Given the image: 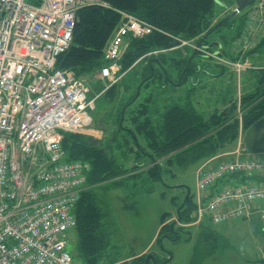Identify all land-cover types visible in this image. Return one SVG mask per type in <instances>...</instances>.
Returning a JSON list of instances; mask_svg holds the SVG:
<instances>
[{"label":"built area","instance_id":"obj_1","mask_svg":"<svg viewBox=\"0 0 264 264\" xmlns=\"http://www.w3.org/2000/svg\"><path fill=\"white\" fill-rule=\"evenodd\" d=\"M35 1L0 0V264H76L67 250L68 236L77 226L75 211L91 165L65 161L63 133L97 138L96 132H102L93 128L95 100L89 99L87 83L71 70L58 69L57 60L72 44L78 11L102 4ZM237 14L245 16V25L230 52L242 57L264 40V0ZM121 16L105 49L107 64L95 77L104 83L103 92L122 78L119 62L127 38L162 33L135 16ZM175 40L180 44L176 49L192 48L238 71L246 65L212 55L193 41ZM234 173L264 175V157L240 149L214 168L201 165L195 226L208 221L220 227L248 218L251 205L264 201V185L209 193Z\"/></svg>","mask_w":264,"mask_h":264},{"label":"trees","instance_id":"obj_2","mask_svg":"<svg viewBox=\"0 0 264 264\" xmlns=\"http://www.w3.org/2000/svg\"><path fill=\"white\" fill-rule=\"evenodd\" d=\"M28 1L38 3L35 0ZM97 1L102 5H89L78 11L72 44L66 53L58 58L57 68L73 71L78 79H83L87 84L88 80L94 78L92 82L96 86L99 85L98 92L104 89V83L95 76L107 64L104 60L105 49L122 22L121 13L135 16L153 25L162 33L154 32L144 38L128 37L126 53L119 62L122 74L135 72L141 64H146L141 74L142 78H139L140 87L135 88V96L133 95L124 103L121 102L123 106L116 107L115 122L106 126L107 129L104 130L105 133L109 131L113 133L111 134L114 136V141L118 138L116 133L120 131L125 133L123 144L127 147V155H135L131 168L125 169L119 166L107 154L104 147L107 140L97 141L82 134L63 133L62 147L65 152V161L87 162L91 165L86 189L75 211L77 226L72 232V237L77 240V253L70 255L73 261L80 260L82 264H105L103 251L108 246L109 233L105 222L106 214L101 209L94 191L96 186L121 177L123 180L114 181L115 185L123 186L131 181H142L151 183L153 186L161 182L164 175H169L173 167L185 168L197 162L209 163L207 160L216 157L229 145L236 143L243 131L264 117V94H256L253 91L244 93L240 104L229 101L230 103L228 102L225 106L229 111L226 116H222L220 110L205 116L188 101L169 107L163 114L161 123H154L150 113L151 98L146 99V103L136 104L140 97L139 91L148 86L157 76L167 77L168 81H172L173 73L181 79L180 84H183L193 73L204 72V68L194 64L195 60L199 65L207 67L219 65L214 58H208L193 49H176L180 44L175 39L193 41L196 45L205 47L211 45L206 41L207 35L216 33L215 38L218 37L224 43L231 45L243 32L245 16H240L239 26L234 25L235 17L225 21L228 17L225 16L218 20L220 12L217 11L219 5L216 0ZM220 21H222L221 24H219ZM226 30L231 31L230 35L225 33ZM212 38L213 36L208 39ZM221 46V49L214 47L216 49L211 48L207 52L215 53L216 50L221 57L238 61L239 56H234L230 52L231 47L223 50L222 43ZM262 50L264 51V40L254 50L246 53L242 61ZM174 53H179V56L174 57ZM118 87L119 83L106 91V94L116 95ZM137 91L138 96H136ZM89 99H91L90 96ZM238 109H242L240 117L236 116ZM254 156L264 157L263 154L251 155V157ZM229 159L232 157L216 166ZM236 185L254 187L264 185V175L234 173L220 180L209 193L217 194L222 189ZM196 210L194 196L185 201L182 199L177 208L175 221L168 222L171 214H164L161 217L162 227L158 242H160L159 238L162 236L165 238V235H170L176 240L180 238L177 230H187L189 238L194 240L197 255L201 259L210 255L212 253L210 244L212 242L213 246L216 242L214 239L217 236L220 237L219 229H217L220 227L208 221L195 226ZM68 241L70 243L71 236H68ZM202 252L206 256L202 255ZM146 256L135 258L131 262L123 260L122 263L117 264H145ZM156 263L163 264L165 261L161 262L156 257Z\"/></svg>","mask_w":264,"mask_h":264},{"label":"rangeland","instance_id":"obj_3","mask_svg":"<svg viewBox=\"0 0 264 264\" xmlns=\"http://www.w3.org/2000/svg\"><path fill=\"white\" fill-rule=\"evenodd\" d=\"M221 1L223 6H217V11L220 12L218 20L228 16L229 10L234 6V0ZM240 21L241 17L235 16L234 25L239 26ZM225 33L230 35L231 31L226 30ZM215 35L217 34H212V39ZM216 40L223 44V50L232 46L218 37ZM211 42L213 41L209 44ZM215 53H217L216 50ZM173 56L178 57L179 53H174ZM258 56L261 59L255 60L254 55L251 61L255 60L253 64L260 67L259 71H250L247 74L245 73L250 64L244 63L243 58H238V61H233L231 58L224 59L235 64H246L240 71L225 62L226 67L222 65L224 64L222 62V64L219 62L218 66L214 64L212 67H207L199 65L195 60L194 64L204 68V72L193 73L183 84H180L181 79L173 73L172 81H168L167 77L157 76L148 86L143 87L142 91H139L140 97L136 104L146 103V99L151 98L150 113L154 123H161L162 116L169 107L188 101L205 116H210L216 110L222 113L226 110L229 114L228 108L225 107L229 101L240 104V99L248 91L264 94V51L259 52ZM145 65V63L141 64L135 72L119 73L123 79L119 82L116 95L111 93L98 95L102 91L98 92L99 85L96 86L92 82L94 78L88 80V87L91 90L89 96L95 100L96 108L92 113L93 125L103 124L104 132L107 129L106 126L115 122L116 107L123 106L121 102H126L134 95L135 88L140 87L139 78H142L141 74ZM139 92L137 91L136 96ZM238 110L236 116L240 117L242 109ZM260 126L255 128L257 133H260L258 131ZM93 128L96 131V127ZM107 133L109 137H106L105 132L103 137L98 136L97 132V138L90 137L97 141L107 140V144H104L107 154L119 166L125 169L131 168L135 155H127V147L123 144L125 133L122 131L116 133L118 138L115 141L113 133L110 131ZM203 163L197 162L185 168L173 167L169 175H164L163 180L153 186L151 183L142 181H131L123 186L115 185L114 181L123 180L121 177L94 188L97 201L106 214L105 222L109 233L108 246L103 251L105 264L122 263L123 260L137 256L145 249H148L149 253H155L161 262L165 261L163 264H253L262 260L264 257V201L253 204L251 219L221 226L220 237L217 236L214 239L216 242L213 246L212 242L210 244L212 253L205 257L206 255L202 252V255H205L203 259L197 255L194 240L189 238L187 230H177L180 238H176L175 241L162 236L158 242L162 227L161 217L169 213L171 217L168 222L176 220L177 208L184 197V192L179 186L185 184L191 188L193 194H196V173ZM209 229L212 230L211 227ZM69 236L71 241L67 250L69 254L75 255L77 240L72 237V233ZM74 262L82 264L80 260Z\"/></svg>","mask_w":264,"mask_h":264},{"label":"crops","instance_id":"obj_4","mask_svg":"<svg viewBox=\"0 0 264 264\" xmlns=\"http://www.w3.org/2000/svg\"><path fill=\"white\" fill-rule=\"evenodd\" d=\"M263 51V50H262ZM261 51V52H262ZM255 60L257 59H261L258 56V53L256 52L255 54ZM254 55L250 58H247L245 60V62H247L248 64H250L251 67H249L247 70V72L245 74H247L250 71H254V70H259L260 67H258L257 65L253 64V62L255 61H251V58L254 57ZM243 57V56H242ZM244 60V57L243 59ZM213 63V62H211ZM262 69V68H261ZM102 125V124H101ZM101 125L96 126L99 130L103 131V128L101 127ZM259 125H261L258 128V131L260 133H257V131L255 130L256 127H258ZM98 130V132H100ZM262 133H264V117L258 121L255 125H253L252 127H250L249 129L243 131L239 137V139L236 141V143L229 145L223 152H221L219 155H217L216 157L207 160V162H209L211 167L216 166L218 163L226 160L227 158L233 157L235 156V154L240 150V149H245V153L248 154L249 156L251 155H258V154H263L264 155V137H262ZM104 134V132H103ZM108 133H106V137H109V135H107ZM100 136V134H98ZM102 136V135H101ZM103 137V136H102ZM206 162V161H205ZM251 212H250V216L248 219H251ZM247 219V220H248ZM241 222V221H240ZM219 230H221V228H217ZM218 230V231H219ZM220 232V231H219ZM149 253L148 249H145L143 252H141L139 255H137L138 257H141L143 255H147ZM137 256H132L129 257L128 259H125V261L127 262H131L133 259L138 258ZM253 264H264V257L262 258V260H258Z\"/></svg>","mask_w":264,"mask_h":264},{"label":"water","instance_id":"obj_5","mask_svg":"<svg viewBox=\"0 0 264 264\" xmlns=\"http://www.w3.org/2000/svg\"><path fill=\"white\" fill-rule=\"evenodd\" d=\"M256 0H234V5L237 7V11H234L233 13H231L226 19L225 21L227 20H230L232 19L233 17H235L237 15L238 12H243L244 10H246L248 7L252 6L254 3H255ZM216 3L219 5V6H223V4H221L219 2V0H216ZM222 23V21H221ZM219 23V24H221ZM218 24V25H219ZM217 27V26H216ZM209 35V34H208ZM207 35V36H208ZM214 47H218L219 49H221V44L219 42H216V43H213L211 44L210 46H205L204 49L208 50V49H211V48H214ZM219 53V52H218ZM222 116H226L227 115V111H224L222 114ZM122 121H123V118H122ZM122 123V122H121ZM187 187V186H185ZM190 195V190L188 189V197ZM152 262V264H156V260H155V257L154 255L150 254L147 258H146V262L145 264H149V262Z\"/></svg>","mask_w":264,"mask_h":264},{"label":"flooded vegetation","instance_id":"obj_6","mask_svg":"<svg viewBox=\"0 0 264 264\" xmlns=\"http://www.w3.org/2000/svg\"><path fill=\"white\" fill-rule=\"evenodd\" d=\"M219 2L220 3H222V1L221 0H219ZM228 15H230V13H228ZM223 19V18H222ZM219 23H221V21L219 22ZM212 36V34L209 36H207L206 37V41L209 43L210 41H213V42H211L210 44H213V43H216L215 41H217L216 40V38L215 39H212V40H210V39H208V38H210ZM186 185L185 184H181L180 185V188L183 190V192H184V197H183V201H185V200H187V199H192L194 196H195V194H193V191L191 190V188H189V187H185ZM188 189L190 190V195H189V197H188ZM165 238H167V239H170L171 241H175V238H172V236H170V235H165ZM150 254H152V255H154V257H155V259H156V257H157V255L155 254V253H149V254H147V256H146V258L150 255ZM145 262H146V259H145ZM151 262V261H150ZM149 262V263H150ZM157 264V263H156Z\"/></svg>","mask_w":264,"mask_h":264}]
</instances>
